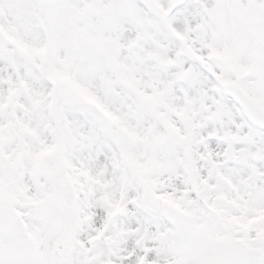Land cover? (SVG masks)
<instances>
[{
    "label": "snow or ice",
    "instance_id": "obj_1",
    "mask_svg": "<svg viewBox=\"0 0 264 264\" xmlns=\"http://www.w3.org/2000/svg\"><path fill=\"white\" fill-rule=\"evenodd\" d=\"M0 264H264V0H0Z\"/></svg>",
    "mask_w": 264,
    "mask_h": 264
}]
</instances>
